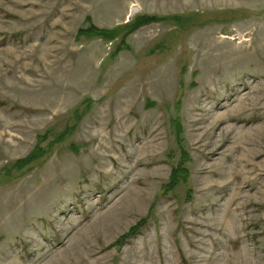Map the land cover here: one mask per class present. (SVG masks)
<instances>
[{"label":"rangeland","instance_id":"1","mask_svg":"<svg viewBox=\"0 0 264 264\" xmlns=\"http://www.w3.org/2000/svg\"><path fill=\"white\" fill-rule=\"evenodd\" d=\"M0 264H264V0H0Z\"/></svg>","mask_w":264,"mask_h":264},{"label":"trees","instance_id":"2","mask_svg":"<svg viewBox=\"0 0 264 264\" xmlns=\"http://www.w3.org/2000/svg\"><path fill=\"white\" fill-rule=\"evenodd\" d=\"M96 33H99V34H101L102 36H113L111 33H108V32H101V31H95ZM88 33V32H87ZM93 32H90V33H88V34H92ZM179 177V176H178Z\"/></svg>","mask_w":264,"mask_h":264}]
</instances>
